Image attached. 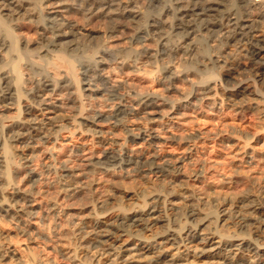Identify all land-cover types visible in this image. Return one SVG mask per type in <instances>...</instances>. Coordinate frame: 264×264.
Returning <instances> with one entry per match:
<instances>
[{
	"label": "rangeland",
	"instance_id": "rangeland-1",
	"mask_svg": "<svg viewBox=\"0 0 264 264\" xmlns=\"http://www.w3.org/2000/svg\"><path fill=\"white\" fill-rule=\"evenodd\" d=\"M34 1L44 15L52 3L57 2ZM74 1L70 0L69 3H76L78 7L74 5L75 10L70 12V19L80 25L78 28L81 32H98L95 35L97 37L77 36L71 39V46L69 43L62 44L64 49H68L67 52L64 49L62 52L72 57L70 59L74 60L79 73L86 70L83 69V66L87 65L85 56L97 50V47L123 46L124 50L112 60L109 59L108 65L97 67L98 72L109 76L111 83L117 79V89L97 76L89 77L90 83L100 87L101 92L86 98L87 104L69 102L76 99L73 90L59 93L64 97L55 96L60 100L64 99L62 102L65 104L58 109L59 121L35 132L37 134L42 131L45 133L43 137H36L32 141L28 136L25 141L19 143L6 137L12 149L19 154L17 162L22 171L19 174L21 177L16 178V183L20 188L30 189L36 204L38 203L37 217L31 221L38 234L35 243L37 253L59 264H264V230L239 233L233 220L216 223L213 219L220 204L227 202L228 206L232 207V212L239 210L238 201L244 194L252 197L256 207L252 210L240 208L242 216L251 217L249 219L253 221L264 220V98L256 95L257 89L247 73L250 61L245 56V47L233 42L222 45L216 35L207 32H204V35L199 29H196L195 33L192 32L188 39V33L181 26L183 23L174 19L176 11L173 7L176 0H163V11L158 13L154 9L158 6L157 0H136V5L150 17L140 22L120 20L118 25L112 27L105 18L87 17L80 11L84 6H81L79 1ZM47 3L51 4L46 5ZM153 21L166 23L160 29H152ZM9 25L13 32L17 31L18 36L21 33V37L30 41V45L19 46L24 51L21 71L29 82V88L30 82L43 74L42 71H31L27 65L24 66L25 62L29 64L37 60L41 49L46 46L40 36L43 22L39 19L16 17ZM262 27L256 33L259 38L264 36V25ZM1 37L5 39L2 29ZM1 54L8 57L12 55L16 60L7 49L1 50ZM52 59L53 56L50 55L43 59V71L55 73L49 66ZM260 59L264 60V54ZM120 63L124 66L121 67ZM3 67L4 65L0 64V70ZM207 68L212 70L207 71ZM4 71H9V68L6 67L0 72ZM57 74L61 76V70ZM212 74L216 80L204 88L205 79L212 77ZM88 75L92 76L90 73ZM150 91L161 93L165 99L160 103L164 106L160 112V116L163 115L161 124L157 127L159 140L151 143L147 139L136 140L131 137L132 128L146 130L151 127L147 122L150 117L144 112L122 115L117 124H114L115 120L112 118L103 120L102 126L99 125L102 128L100 135L104 137V144L98 143L91 130L87 131L92 128H89L91 124L88 122H92L97 113L116 112L120 102L117 97H121L124 103L133 107L134 103H130L134 97ZM192 96V102L187 105V100ZM83 110L82 116L88 117L87 122L79 119ZM13 113L8 111L5 114ZM56 125L62 126L63 130ZM25 142L35 147L32 154L27 150ZM118 145L130 155L142 158L157 155L159 158L181 160V174H170L173 178L160 174L142 177L129 168H119L108 175L100 170L101 166H88L84 162L88 157L101 156L109 147L119 150ZM68 156H71L73 161L70 166L78 165L74 178L64 177L61 173L64 165L62 163L69 159ZM76 174L82 175L79 178ZM196 174L197 178H193ZM172 191L176 195L174 201L165 204V192L167 195ZM157 195L161 198L159 202L154 201ZM184 195H191L194 201L203 199L206 207L203 205L196 208L194 216L185 215L189 201ZM143 203L157 207L156 215L146 222L150 228L144 230L141 225L126 230L115 228L120 219L132 212L133 208V211L141 210ZM202 207L205 209L202 210ZM155 219L158 220L153 221ZM114 224L115 226H112ZM194 225H197L196 232H177L181 228L188 226L186 229H190ZM109 228L113 234L106 232ZM219 233L226 235L231 241L236 240L233 241L236 244H250L254 248L249 252L245 248L237 250L236 247L233 253L224 251L217 258L207 255L195 259L189 256L191 251L203 243L204 236H212L217 240ZM104 234H108L105 239ZM100 238L107 240L106 243L104 242L98 250L93 249L92 245ZM61 247L65 249L63 253L59 251ZM147 247L152 248V253L148 252Z\"/></svg>",
	"mask_w": 264,
	"mask_h": 264
},
{
	"label": "bare ground",
	"instance_id": "bare-ground-1",
	"mask_svg": "<svg viewBox=\"0 0 264 264\" xmlns=\"http://www.w3.org/2000/svg\"><path fill=\"white\" fill-rule=\"evenodd\" d=\"M76 1H79L81 3V6H84V9H80V11H82L83 14H85L87 17L100 16L102 18H105L106 21H109L108 23H110L111 27L118 25L120 20L140 22L150 17L149 14L145 13V11H142L136 5V0ZM69 2L70 0H57V2L52 3V6L49 7L48 11L44 15L43 12H40L37 3H35L34 0H0V29L5 32V39L3 40L2 37L0 38V64L4 65L1 70H4L6 67L9 68V71H4L2 73L0 72V264H59L58 262L49 259V257L37 253L36 251L35 243L38 239V234L34 229L31 221H33L37 217L36 215L38 203L36 204V200H34L35 198H33L31 192L29 191L30 189L27 190L20 188L16 183V178L18 176L21 177L19 174L22 171L21 166L17 162V157L19 156V154L12 149L13 147L8 143L6 137L8 136L11 141L13 140L14 142L19 143V141H25V138L28 136L29 139L33 141L34 139H36V137H41L43 134L45 135V133H42V131L37 134H35V132H38V130H42V127H45L47 125L53 126V123L59 121L60 114H57L58 109L61 108L62 104H65L64 102H62V100L64 99L60 100V98H57L55 96L59 95V93H63L65 90H73V95L76 96V99L69 100V102H72V104H87L85 103L86 98H91L101 92L100 87L93 86L94 84L92 85V83H90L91 80H88L89 77L97 76L103 82L109 84L112 88L117 87V85H115V82L118 83V81H116L117 79L112 80L111 83L109 76L103 75L100 71L98 72L97 67L108 65L109 59L112 60V58H114L116 54L124 50V48H122L123 46L116 48L108 46L97 47V50H95L94 52L92 51L91 54L85 56L84 61L87 63V65L83 66V69L86 70H82L80 73L78 72L79 70L77 71V67L74 60L70 59L72 57H70L67 53L64 54L62 52L64 49L62 46L63 43L64 45L65 43L66 45L69 43V46H71L70 40L77 36H85L88 38H92L96 34H98V32L92 30H85L84 32H81V30H79L78 27H80V25L69 17L70 12L75 10L74 5H76V3L71 5ZM73 2L75 1L73 0ZM157 3L158 6H156V8L154 9H156L157 13L160 12V10L162 12L163 5L161 4L163 3V0H157ZM50 4L47 3L46 5ZM76 7H78V4L76 5ZM173 9L176 11L174 19L180 21V23H183L181 26L183 27L182 29L186 33H188V39L190 35L193 34L192 32H194L196 29H199L203 33L207 32L209 34L216 35L220 40L221 44L223 43L222 45L233 42L235 44H241V46H244L246 50V52H244L246 53L245 56L250 61L249 66H246L248 69L247 73H249L250 78L252 79V82L255 88L257 89L256 95L264 98V60L260 59V56L264 54V36L262 38H259V36L257 37L256 34L260 28H263L262 26L264 25V0H176L175 7H173ZM173 9L171 10L173 11ZM4 16H7V18H5ZM16 17H22L23 19L25 18L30 20L39 19L43 22V28L42 32L40 33V36L44 44L46 43V46L41 49L42 51L39 53V57L37 60L31 61V63L29 62V64H27L26 62L24 63V66L27 65L31 71H42L43 74L39 78L37 77V79H35L34 81H31L29 88H27L29 82L27 78H25L26 76H24L21 71V65L23 64L24 60V51L21 50L19 46L30 45V41L25 37H21L23 35H21V33V36H18L16 34L17 31L13 32L10 28L9 22H13ZM166 21H153L152 29H160L161 27H164L163 25L164 23H166ZM162 31L164 30L162 29ZM6 49L8 50V53L10 52L11 54H13V56H15L16 60L13 59L12 55L8 57L6 55L4 56L1 54V50ZM64 50L65 52H67L68 49ZM43 54L45 55L42 56ZM48 55L53 56L52 62L49 66L55 71V73L51 71H43L42 62H44L43 59ZM120 65L121 67L124 66L123 63H120ZM60 70L62 74H60L61 76H58L57 72H59ZM206 70L208 71L212 69L207 68ZM240 70L242 69L240 68ZM236 72H238V70ZM88 73L92 74V76H89ZM214 80H216V77L212 74V77H208L207 79H205L204 83L201 82V84L203 83V87L205 88ZM218 85L219 84H217V86ZM260 86H262L263 88H261ZM198 93L200 94V91ZM59 96H63V94ZM138 96L134 97L131 100V103L128 102V104L134 103L133 105L135 107L127 105L126 102L124 103L122 101L124 99H122L121 97H117L120 102L116 112L114 114H109L107 111L97 113L93 121L88 122L91 124V126L90 124L88 125L90 126L89 128H92L87 131L91 130L90 132L98 141V143L104 144V137L100 135V131L102 129L101 123L104 122L103 120H109L112 118L115 120L114 124H117L121 121L120 117H122V115L124 116L130 115L132 113L138 114L144 112L145 114H147V116L150 117L147 119V122L151 125V127L147 128L146 130L132 128L130 130V132L132 133L131 137L136 140L147 139L151 143L156 140H159V136L157 134V127H159V125L161 124L160 119L163 115L160 116V112H162V107L164 106L160 103H163L165 99L161 96V93H158L157 91H150L149 93L141 94ZM193 98L194 96L190 97L189 100H187V105L192 102L190 99ZM8 111L9 113H14L12 115L5 114ZM34 111L35 113H33ZM82 114H84V110L82 111L79 119L81 121L87 122L89 120L88 117L83 118L84 116H82ZM108 116L111 117L107 118ZM56 127L59 129L62 128V126L60 125H56ZM61 130H59V132ZM26 144L28 146L27 150L31 152L30 154H32L35 147H31V143ZM106 145L108 144L106 143ZM118 146L119 150H114L113 147H109L108 149H105L101 156L98 155L99 157H88L84 160V162H86L88 166H101L100 170L108 175L119 168H129L142 177H146V175L153 174L154 176L159 174L161 176L170 174H174V176H179L181 174V160H174L171 158H159L157 155H150L146 158H142L138 155H130L128 152L124 151L121 145ZM193 147L194 146H192V148ZM68 157L69 159H66L67 161L62 163L64 165H62L61 173L64 177L73 176L74 178L75 173L78 172V165L70 166V163L73 161L71 156ZM81 175L82 174H76V177L80 178ZM193 178H197V174ZM162 190H164V188ZM175 196L176 195L173 191L171 193H168L167 195L165 192V204L168 201H174ZM186 197L188 198L189 204L186 206L187 212H184V214L191 217L196 215V208L203 206L205 202H203V199L201 198L198 199L199 201H194V198L191 195L185 196V198ZM154 199V201L159 202L161 198L157 195L156 197H154ZM251 199L252 197L243 194L241 196V200L238 201L239 205L237 206V209L239 210L235 209L236 211L234 210V212H232L233 210L230 209L232 207L228 206L229 203L226 202L225 204H220L218 207V211L215 213L216 215L213 216V219H215L216 223H222L223 221L225 222V220L227 219H230L231 221L233 220L234 222H236L235 225L236 227H238L239 233L247 234L248 231L252 233V231L254 230L256 232L264 230V220L256 219L257 221H253L252 219H249L251 217L245 218L246 216L243 217L241 214L240 208L246 207L249 210H252L256 207L255 201ZM206 203L208 202L206 201ZM149 205L145 203L141 210L133 211V208L132 212L130 211L127 216H121L122 218L120 219L119 223L116 224V226L115 224L112 226H115V228L117 227L119 229L125 228V230L130 229L132 227H139L138 225L143 226V228H145L144 230L150 228V225L146 222H149V220L153 219V217L156 215L157 207ZM205 207H202V210H204ZM156 220L158 219H155L153 221ZM171 224H173V222ZM186 228H181L177 232L179 234L185 231L186 233L190 231L196 232L197 225H194L190 229ZM255 231L254 233H256ZM106 232L109 235L113 234V231L110 228ZM108 234H104L103 238L105 239L106 237H108ZM218 236L219 237L217 238V240L212 236H204L202 238L203 243L198 246L199 248L191 251L192 253H189V256L195 259L203 258L204 256L207 257V255H210V257L217 258V256H221L224 251H229V253H233V251L237 248V250L245 248L246 250L251 252L254 248H252L250 244H248L247 246H242V244H236L233 242L236 240L231 241L227 239L226 235H223L221 233H219ZM236 236L238 237V235ZM176 237L179 238L178 235ZM100 239L92 245L93 249H100V246L104 244V242L106 243L107 241L104 239ZM151 250L152 248L149 247L148 252L152 253ZM59 251L63 253L65 249L61 247ZM120 251L118 253H120ZM114 261L115 260L113 259V262ZM219 264L225 263L221 262Z\"/></svg>",
	"mask_w": 264,
	"mask_h": 264
}]
</instances>
